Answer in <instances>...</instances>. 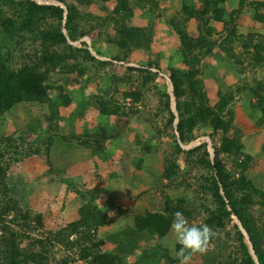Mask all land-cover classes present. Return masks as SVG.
<instances>
[{"label": "rangeland", "instance_id": "1", "mask_svg": "<svg viewBox=\"0 0 264 264\" xmlns=\"http://www.w3.org/2000/svg\"><path fill=\"white\" fill-rule=\"evenodd\" d=\"M27 1L59 6L62 17L45 9L19 29ZM201 6L0 0V19L15 23L5 31L0 21L7 67L35 66L46 77L44 100L15 103L0 116V264H126L135 252L139 264H179L170 230L176 211L215 233L186 264H251L248 256L257 264L236 216L221 226L208 222L218 208L215 160L231 193L250 197L264 258V50L262 60L256 50L264 45V0H223L218 18L211 11L201 17ZM59 30L66 42L44 38ZM172 69L191 74L194 91L186 81L175 98ZM222 98L226 130L209 119ZM198 106L212 111L208 119ZM182 118L195 122L183 141ZM223 140L240 148L225 152ZM149 215L170 219L164 236L135 229V218Z\"/></svg>", "mask_w": 264, "mask_h": 264}, {"label": "trees", "instance_id": "2", "mask_svg": "<svg viewBox=\"0 0 264 264\" xmlns=\"http://www.w3.org/2000/svg\"><path fill=\"white\" fill-rule=\"evenodd\" d=\"M62 1V0H60ZM223 2V0H202L201 9L197 12L201 17L204 14L211 11L212 15L215 18H218L221 14H223L222 9L219 7V4ZM125 3V2H124ZM211 6V7H210ZM50 9L57 16L62 17L63 9L59 6L55 5H40L35 1H27L25 5V15L26 17L22 20L19 29H29L33 23L34 16L42 10ZM190 14L192 11H188ZM74 9H69V13L66 16V19L70 21L73 18ZM2 27L5 31L13 28L12 26L15 23L8 18L0 19ZM68 23V22H67ZM66 28H68V24H66ZM44 38L49 40L52 43H63L66 42L67 38L62 31H57L55 33H44ZM200 41V40H199ZM189 42V41H188ZM190 43V42H189ZM256 50L258 54V59L262 60L263 57L259 55L260 51L264 50V45L257 44ZM51 60V59H47ZM45 75L43 73H39L36 70V67L23 66L16 71L10 70L7 65L3 55L0 53V116L7 111L12 105L15 103L24 101V100H37L42 101L46 98V87L44 85ZM170 78L174 88V96L175 98H180L185 90L181 87L184 82L187 81L189 87L194 91V83H192L191 74L186 75L183 71H177L172 69L170 73ZM259 89H262L260 86ZM259 97V94H258ZM135 99H137L135 97ZM263 111L264 115V97H259L258 104ZM227 101L222 98L217 104V111L214 113L212 118L210 117L211 110L207 107L198 106V115L203 119H210V123L214 128H221L226 130L228 127V122L222 119L221 112L226 108ZM177 110L179 111V115L184 116L186 111L181 110L180 104L177 103ZM230 112V111H229ZM231 114V112H230ZM195 122L192 119H184L178 121L176 125V130L180 134V140L183 141L184 130L191 131L193 128V124ZM175 144L177 149L182 150L181 146L178 143L177 138H175ZM232 148L238 150L240 145L236 143L235 140H223L221 143V149L225 152H230ZM193 149H190L191 152ZM210 167L213 171L212 179H211V188L214 190L215 197L218 201V208L215 213L211 214V217L208 219V222L217 224L219 226L223 225V219L229 218L231 215L236 216L239 221L242 223L243 228L246 230L250 242L252 244L255 255L260 264H264V258L262 254V248L260 246V229L255 225L253 219L250 217L247 211L248 204L251 202L249 196L243 195L239 198L234 196L231 193V181L229 180V176L227 175L224 166L218 160H215L213 164L210 162ZM241 178L245 179V175L241 174ZM220 190L223 191V195L220 193ZM149 217V218H148ZM170 219L163 215H159L158 218L153 219L151 215L147 217L137 216L135 218V229L136 230H144L147 229L151 234H157L159 237L165 235L168 226L170 224ZM240 233V232H239ZM241 235V233H240ZM244 247L246 245L244 243ZM179 250V245H177V251ZM187 254V253H186ZM26 259H31L34 261V258L29 255ZM109 262L114 261V257H108ZM248 262L254 264V261L251 256H248Z\"/></svg>", "mask_w": 264, "mask_h": 264}, {"label": "clouds", "instance_id": "3", "mask_svg": "<svg viewBox=\"0 0 264 264\" xmlns=\"http://www.w3.org/2000/svg\"><path fill=\"white\" fill-rule=\"evenodd\" d=\"M170 230L175 237L173 249L179 245V250L176 252L179 264H186L190 259L189 254L204 253L210 239L215 235L207 224H191L180 211L173 214Z\"/></svg>", "mask_w": 264, "mask_h": 264}, {"label": "crops", "instance_id": "4", "mask_svg": "<svg viewBox=\"0 0 264 264\" xmlns=\"http://www.w3.org/2000/svg\"><path fill=\"white\" fill-rule=\"evenodd\" d=\"M127 253H129V251H126L125 252V254H127ZM122 255H120V256H123V254L124 253H121ZM111 256V255H110ZM139 255H137V253L135 252V253H133V254H131V255H129V257H127V262L128 263H126V264H139L138 263V259H139V257H138ZM122 260H123V258L121 259V261H120V263H122ZM119 264V263H118Z\"/></svg>", "mask_w": 264, "mask_h": 264}, {"label": "water", "instance_id": "5", "mask_svg": "<svg viewBox=\"0 0 264 264\" xmlns=\"http://www.w3.org/2000/svg\"><path fill=\"white\" fill-rule=\"evenodd\" d=\"M210 150V154H211V159H212V162H213V151H212V148H209ZM243 229V233L245 234V237L247 238V240L249 241V237H248V234L246 232V230L244 228ZM250 243V242H249ZM250 248H251V253H252V256L255 257V252L253 250V247H252V244L250 243ZM256 263L259 264L258 260L256 259Z\"/></svg>", "mask_w": 264, "mask_h": 264}]
</instances>
